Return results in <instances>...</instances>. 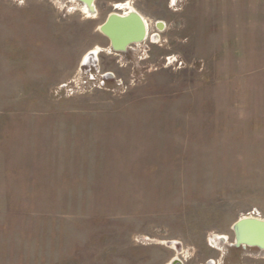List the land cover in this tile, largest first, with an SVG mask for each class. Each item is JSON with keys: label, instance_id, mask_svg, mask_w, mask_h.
I'll use <instances>...</instances> for the list:
<instances>
[{"label": "rangeland", "instance_id": "374dc122", "mask_svg": "<svg viewBox=\"0 0 264 264\" xmlns=\"http://www.w3.org/2000/svg\"><path fill=\"white\" fill-rule=\"evenodd\" d=\"M95 5L0 0V264H264L229 247L264 219V0Z\"/></svg>", "mask_w": 264, "mask_h": 264}, {"label": "water", "instance_id": "95a60500", "mask_svg": "<svg viewBox=\"0 0 264 264\" xmlns=\"http://www.w3.org/2000/svg\"><path fill=\"white\" fill-rule=\"evenodd\" d=\"M71 1V0H70ZM84 6L87 13L94 15L97 13L95 0H73ZM119 8H127V3L119 4ZM156 26L159 30L164 28L162 21H157ZM149 23L147 19L137 10L128 12H113L108 15L106 20L99 26V30L110 40V50L115 53H125L133 44L143 43L148 35ZM93 51H91L92 53ZM86 60H83L84 64ZM234 231V241L229 244L233 248H256L264 251V219L258 216L247 215L240 217L232 225ZM216 239L224 243L228 236L217 235ZM215 243V241H212ZM174 258L170 264H175ZM213 264L214 262H210Z\"/></svg>", "mask_w": 264, "mask_h": 264}, {"label": "bare ground", "instance_id": "6f19581e", "mask_svg": "<svg viewBox=\"0 0 264 264\" xmlns=\"http://www.w3.org/2000/svg\"><path fill=\"white\" fill-rule=\"evenodd\" d=\"M83 7H84V6H83ZM84 9H85L86 12L88 11L85 7H84ZM122 9H123V8H122ZM133 9L136 10L133 6H131L129 3H127V8H126L125 12H128L129 10H133ZM94 15H95V14H94ZM155 38H158V36L155 35ZM91 51H93V52L91 53ZM99 51H102V50H100L99 47H96V48L90 50L89 52H87V53L85 54V56L83 57V60H86V61L84 62V64H88V65H90V64L95 63V62H96V59H98V58H97V54H98ZM83 60H82V62H83Z\"/></svg>", "mask_w": 264, "mask_h": 264}, {"label": "flooded vegetation", "instance_id": "af4514ba", "mask_svg": "<svg viewBox=\"0 0 264 264\" xmlns=\"http://www.w3.org/2000/svg\"><path fill=\"white\" fill-rule=\"evenodd\" d=\"M125 3H127V2L115 4L114 7L116 6V8H119V7H118L119 4H125ZM120 9H122V8H120ZM125 10H126V9H125ZM123 12H124V11H123ZM123 12H122V13H123ZM122 13H121V14H122ZM147 21H148V20H147ZM156 27H157V26H156ZM148 28H149V27H148ZM161 30H162V29H161ZM148 35H149V29H148ZM148 35H147V37H148ZM107 38H108V37H107ZM146 39H147V38H146ZM157 41H158V38H155V35H154V36H153V42H157ZM109 42H110V40H109ZM134 45H135V44L131 45V46L129 47V49L132 48V46H134ZM99 48H100V47H99ZM129 49H128V50H129ZM100 50H103V48H100ZM100 52H101V51L98 52L97 57H98V55H99ZM82 65H87V64H82ZM91 65L93 66V65H95V64L93 63V64H91ZM92 66H91V68H90L91 71L93 70V67H92ZM94 71H95V70H94ZM90 73H91V72H90ZM105 74H110V73H105Z\"/></svg>", "mask_w": 264, "mask_h": 264}, {"label": "built area", "instance_id": "2783aa9c", "mask_svg": "<svg viewBox=\"0 0 264 264\" xmlns=\"http://www.w3.org/2000/svg\"><path fill=\"white\" fill-rule=\"evenodd\" d=\"M251 215H253V216H260V215H258L257 213H254V214H251Z\"/></svg>", "mask_w": 264, "mask_h": 264}]
</instances>
